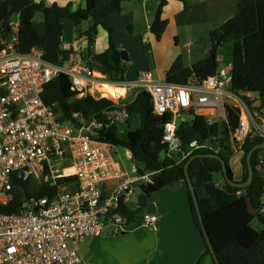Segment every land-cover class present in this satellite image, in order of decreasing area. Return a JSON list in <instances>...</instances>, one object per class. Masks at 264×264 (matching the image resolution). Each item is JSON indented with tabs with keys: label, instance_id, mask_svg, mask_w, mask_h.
Instances as JSON below:
<instances>
[{
	"label": "built area",
	"instance_id": "built-area-1",
	"mask_svg": "<svg viewBox=\"0 0 264 264\" xmlns=\"http://www.w3.org/2000/svg\"><path fill=\"white\" fill-rule=\"evenodd\" d=\"M8 28V32L0 28V264H96L82 255V244L101 236L110 225L115 226V233H122L127 219L117 211L120 204L126 205L136 188L153 184L158 173L114 167L118 147L97 139L101 122L78 114L72 120L64 119L60 111L44 102L45 86L62 73L70 77L72 89L84 97L92 94L111 99L99 91L102 82L125 87L126 95L131 90L147 91L154 114L172 115L164 125L167 149L163 156L178 163L197 150L218 153L220 144L214 136L184 146L176 130L180 122L187 121L185 113L226 120V106L238 107L240 123L232 133L233 141L239 144L235 150H241L249 136L264 137V110L253 127L247 117L249 107L236 93L232 72L225 67L205 79L191 77L186 84L156 79L150 70L141 71L134 80L115 83L90 67L91 57H82L86 35L61 66L45 60L40 49L21 51L19 14L9 20ZM111 100L115 107L106 113L117 124H124L128 118L126 96ZM67 177L74 179L58 185L52 197H31L20 213L1 210L14 200L19 182L34 183L39 189ZM260 212L264 213V201ZM142 222L157 229L158 215L144 212Z\"/></svg>",
	"mask_w": 264,
	"mask_h": 264
},
{
	"label": "trees",
	"instance_id": "trees-1",
	"mask_svg": "<svg viewBox=\"0 0 264 264\" xmlns=\"http://www.w3.org/2000/svg\"><path fill=\"white\" fill-rule=\"evenodd\" d=\"M127 0H111L98 7L96 0H85V7L69 2L65 6L57 3L47 5L46 0L40 3L34 0H0V28L8 32V22L16 14L20 16V49L24 53L34 48L43 51L44 59L56 64L65 65L70 59L73 49L63 47V18H69L75 25L78 37L86 35L91 49L96 42L98 27H104L109 34V47L106 51L91 54L90 67L101 73L108 81L127 82L128 53L119 49L114 42L115 29L106 23V18L115 12L122 11L123 2ZM169 0H160L155 18L151 24V32L156 40H160L167 28L168 20L163 17L164 8ZM42 13L45 30L39 32L35 26V18ZM91 20L86 31L81 24ZM211 47L206 56L192 66H186L181 56L177 57L166 72L165 81L175 84H186L191 77L205 79L214 75L220 67L219 50L224 44H233L232 77L233 88L251 111L261 113L264 110V0H239L235 14L210 33ZM258 94V100H252L247 94ZM108 97L109 95L105 93ZM79 92L72 89L71 79L67 74H60L49 82L42 93V99L54 106L63 114L64 119H73L78 114L86 119L95 118L102 123L97 139L102 142L129 149L133 162L139 173L158 171L154 183L141 187V194L136 209H130L123 202L118 212L124 215L127 223L135 221L145 212L150 204L153 192L165 186H172L180 181L187 185V192L194 221L200 230L206 245V254L212 256L203 233L199 216L189 186L186 182L185 163L189 157L178 163L175 158L163 156L167 145L163 143L164 125L172 115L166 113L156 115L150 94L138 90L132 101L126 104L128 118L124 124H117L106 112L115 107V102L107 97H95L88 94L77 98ZM258 101L257 106L254 103ZM241 110L238 107L226 106V120L223 129L218 133L216 126L209 122L207 116L194 114L191 122H180L176 133L184 146L192 140L207 141L217 136L220 154L227 164L229 174L233 177L230 159L234 155L238 143L232 139V133L239 126ZM264 142L262 136H249L240 146L243 151L242 165L244 174L242 181L248 177L247 155L257 144ZM260 150L252 156L254 179L246 188L232 186L223 175L222 162L217 158L198 157L189 165V174L194 186H207L208 195L199 196L202 220L208 237L212 242L220 264H264V213L260 212L264 197V160ZM212 153L211 150H197L194 154ZM216 175L223 179L218 183ZM74 178H60L57 185L43 184L36 192H30V182H19L14 190V200L1 208L5 213H20L24 203L31 197H52L57 193L58 185L72 182ZM219 179V178H218ZM250 198L256 214H253L247 202ZM143 215V214H142ZM258 221L262 229L257 230L253 222Z\"/></svg>",
	"mask_w": 264,
	"mask_h": 264
},
{
	"label": "crops",
	"instance_id": "crops-1",
	"mask_svg": "<svg viewBox=\"0 0 264 264\" xmlns=\"http://www.w3.org/2000/svg\"><path fill=\"white\" fill-rule=\"evenodd\" d=\"M110 1L96 0V3L100 7ZM238 1L169 0L163 12L168 25L160 40L155 39L150 29L160 0L124 1L122 11L111 14L105 21L115 29L113 39L116 46L128 53L129 61L126 62L128 81L137 78L144 70L152 71L156 79L165 81L166 72L177 57L181 56L186 66H192L203 59L211 47V31L235 14ZM69 2L74 3V9L77 5L85 7V0H46L49 6L53 3L65 6ZM34 23L39 32L45 30L44 19L36 16ZM62 23L63 47L74 49L82 37L77 36L71 19L63 18ZM90 24L91 20L82 22L80 26L82 31H86ZM108 47V31L99 26L95 44L90 49L86 42L81 55L87 59L91 57L90 53L98 54L106 51ZM232 61L233 58L230 63L231 70ZM104 93L110 95L107 91ZM121 95L123 94H119L117 98ZM247 95L252 100H258L256 93ZM257 104L258 101L254 106ZM206 113L210 111L207 110ZM247 114L254 127L258 120V112L248 108ZM205 116L210 119L222 118L215 115ZM244 116L245 114H242V117ZM127 153V156L122 153L113 156L114 167L125 170L135 167L130 160L132 152ZM236 156L239 158L234 160ZM242 158L243 151L237 149L230 159L236 181L243 179ZM217 181L221 184L223 179L219 178ZM195 188L198 197L208 195L206 184ZM187 190L186 183L180 181L151 194L149 201L156 209L153 213L158 215L157 229L143 225L142 213L135 221L124 224L122 233H115V226H108L101 236L84 242L81 252L89 253L96 264H213L212 257L206 254L204 239L194 221ZM141 192L140 189V194ZM135 194L134 190L128 197L126 206L130 209H136L138 206L140 195ZM255 228L261 230L262 226L260 224L259 228Z\"/></svg>",
	"mask_w": 264,
	"mask_h": 264
},
{
	"label": "water",
	"instance_id": "water-1",
	"mask_svg": "<svg viewBox=\"0 0 264 264\" xmlns=\"http://www.w3.org/2000/svg\"><path fill=\"white\" fill-rule=\"evenodd\" d=\"M256 150H260L259 154H260V157L264 160V142L260 143V144H257L255 145L248 153L247 155V167H248V177L245 181H236L233 179V177L229 174L228 172V169H227V164H226V161L224 160V158L218 154V153H205V154H194L192 156L189 157V159L187 160V162L185 163V173H186V182L189 186V190L191 192V195L193 197V200H194V203H195V207H196V210H197V213H198V216H199V220H200V223H201V227H202V230H203V233L205 235V238H206V241H207V244L210 248V251H211V254L212 256L215 258V261L217 264H220L217 256H216V253L214 251V248H213V245H212V242L211 240L209 239L208 237V233L205 229V226H204V223H203V220H202V215H201V211H200V205H199V199H198V195H197V192H196V188L193 184V180L189 174V165L190 163L198 158V157H208V158H217L219 159L221 162H222V166H223V175H224V178L226 179V181L231 184L232 186H238V187H241L243 188V191L244 193H247V187L252 183L253 179H254V167H253V164H252V156H253V153L256 151ZM247 202H248V205H249V209L250 211L253 213V214H256V210L254 209V206L252 204V201L250 198H247ZM29 206V205H27ZM147 213H153L156 211L155 207H154V204H149L145 210Z\"/></svg>",
	"mask_w": 264,
	"mask_h": 264
},
{
	"label": "rangeland",
	"instance_id": "rangeland-1",
	"mask_svg": "<svg viewBox=\"0 0 264 264\" xmlns=\"http://www.w3.org/2000/svg\"><path fill=\"white\" fill-rule=\"evenodd\" d=\"M37 16H39V18L43 20L42 13H38ZM219 51L220 52H219L218 55H219V61H220L219 62L220 63L219 65H220V67H225L226 69H228V71L231 72V64L230 63H231V60L233 58V44L232 43L224 44ZM98 89L101 92H105L104 89L101 87V84L98 85ZM137 93L138 92L136 90L135 91L134 90H131L129 92V95H126V93L121 90V93L120 94H125V95L120 96V98L126 96V101L129 102V101H132L135 98V96L137 95ZM83 97H84L83 94H79L77 96V98H83ZM115 98H117V97H115ZM183 117L188 122H191L193 120V115H191L189 113H185ZM208 119L210 120L211 123H213L216 126V128L218 130V133H220V131L223 129V125L222 124H223V121L224 120L222 118H218V119H214V118H211L210 119V118H208ZM68 125H71V124L68 123ZM118 152L119 153H122V154H124L126 156L128 155L127 150L124 149V148H119L118 147ZM118 152H117V154H119ZM131 157H132V153H131ZM238 158H239V156H236V157H234V160L235 159H238ZM130 160L133 162V158H131ZM133 165H134V162H133ZM218 178H220V176L219 175H216V179H218ZM30 189H31V191L36 192L37 191V185L34 184V183H31ZM135 191H136V194L135 195H137V196L140 195V188H136ZM252 224H253L254 227H257V228H259V226H260V224L258 223V221H254ZM81 253H82V255L88 261L96 263V261L90 256L89 253H86L85 251L84 252H81Z\"/></svg>",
	"mask_w": 264,
	"mask_h": 264
},
{
	"label": "bare ground",
	"instance_id": "bare-ground-1",
	"mask_svg": "<svg viewBox=\"0 0 264 264\" xmlns=\"http://www.w3.org/2000/svg\"><path fill=\"white\" fill-rule=\"evenodd\" d=\"M100 85V84H99ZM112 84H108L107 82H102L101 83V87L110 93L109 97L114 99V100H117L118 98H120V96L118 98H115L117 97L120 93H121V90L124 91L125 87H121V86H116V85H112ZM126 90V89H125ZM126 93V92H125ZM125 95V94H123ZM121 95V96H123Z\"/></svg>",
	"mask_w": 264,
	"mask_h": 264
}]
</instances>
